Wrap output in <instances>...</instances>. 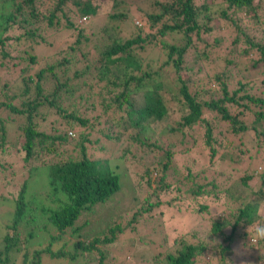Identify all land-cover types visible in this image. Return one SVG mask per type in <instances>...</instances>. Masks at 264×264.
<instances>
[{
  "label": "trees",
  "instance_id": "1",
  "mask_svg": "<svg viewBox=\"0 0 264 264\" xmlns=\"http://www.w3.org/2000/svg\"><path fill=\"white\" fill-rule=\"evenodd\" d=\"M261 1L224 0L226 6L218 8L210 0L200 4L196 0H147L148 7L141 15L149 27L157 29L160 37L169 32L184 37L183 43L169 44L140 27L136 35L122 38L117 26L130 17L128 11L108 14L94 36L84 31L81 24L89 16L118 0H57L46 10L41 9L44 0H0V112H6L9 122L17 116L23 118L14 139L0 116V171L12 168L4 156L12 146L17 153L22 152V160L21 169H11L9 175H24L20 182L15 181L16 190L0 199V264H42L44 256L67 258L69 264L78 260L82 264H228L235 261L236 241L245 246L250 257L254 255L251 264H261L264 239L251 240L250 236H255L264 220L260 210L264 203V78L260 84L255 81L257 76L251 81L245 74V79H236L233 69L238 61L230 55L214 79L211 75L202 78L206 70L203 58L189 53L193 43L192 48L198 51L196 41L205 40L215 17L226 20L242 11L260 24L258 38L249 36L233 20L231 25L243 35L246 47L236 46L237 37L230 52L241 56L256 52L252 67L245 71L260 66L264 71ZM83 17L85 20L78 24L77 18ZM42 27L51 29L53 35L62 28L75 33L65 50L41 60L34 50L36 45L48 43L40 33ZM152 42L166 50L165 64L175 72L174 78L142 70L139 53ZM24 55L41 66L34 71H28L29 66L18 70L16 59ZM4 70L12 75L8 80ZM89 81L96 84L97 91ZM91 90L98 94L97 104L105 115L101 121V114L94 118L96 124H105V136L119 140L120 135L110 134L115 126L151 155V169H145L143 176L154 187L147 191L146 203L140 209L150 213L155 206L158 211L170 208L183 220L189 216L183 211L189 205L191 216L197 213L207 220L204 228L198 229L196 221L195 230L178 231L169 226L171 231L155 234L152 229L148 232L154 236L150 253H131L124 263L111 252L124 244L132 247V233L138 244L145 241L137 238L133 224L138 211L125 224L113 216L102 226L85 216L110 202L121 189L118 165L113 167L108 158L93 159L89 154L94 123L78 114L74 100L86 101ZM54 117L69 125L53 127ZM74 125L80 128L72 138L76 134L69 128ZM242 144L247 150L240 147ZM200 145L210 160L217 155L223 161L230 152H236L237 158L229 157L232 162L241 164L256 158L262 168L248 166L241 173L232 169L216 173L211 165L200 172L188 165L182 170L183 176L175 180L176 164ZM254 149H262L263 154H253ZM129 152L126 149L121 157ZM199 160L194 154L190 159L192 164ZM153 170L156 177H152ZM184 184L189 185H185V197L190 202L179 205L174 195L173 201L165 199L162 203V195L179 191Z\"/></svg>",
  "mask_w": 264,
  "mask_h": 264
},
{
  "label": "rangeland",
  "instance_id": "2",
  "mask_svg": "<svg viewBox=\"0 0 264 264\" xmlns=\"http://www.w3.org/2000/svg\"><path fill=\"white\" fill-rule=\"evenodd\" d=\"M210 1H214V6L218 8H223L226 6V4L223 3L224 0ZM54 2L56 3L57 0H44L43 4L41 5V9L46 10L53 7ZM201 2L202 0H196L197 4H200ZM261 3L262 5H264V0H262ZM147 7V0H118L117 3L108 2L102 7L101 12L97 13L96 15L89 16L86 22L81 25L84 26L85 32H87L90 36H94L99 27L104 24V21L107 18L108 14L117 11H128L130 17H128L126 21L120 22L119 26H117L119 29V35L122 38H129L132 35H136L138 27H140L143 28V31L147 33L155 34L158 41L162 39L169 44H180L181 42H184L182 33L169 32L160 37L157 33V29H151L148 25V22L141 15L142 10L146 9ZM79 18H77L78 24L81 23L78 21ZM233 20L237 21L249 36L258 38L260 24L256 22L255 18H253L250 14H246L242 11H237V13L229 15L226 20L222 18L218 19L215 17L211 23L212 30L205 36V40L196 41L198 51H195V46L194 48H192V46L194 45L193 43V45L189 49V53H196L200 58H203L206 70H203L202 78L206 79V76L211 75L214 79V76L220 73L224 68L225 57L227 55H230V57H234L238 61V67L233 69V73L236 79H245V76L243 75L245 74L247 80L251 81L253 80L254 76H257L258 78L255 81L260 84L261 79L264 78V71L261 66L260 68H252V70L249 72L245 71V68L251 66V63L257 58L258 54L256 52H250L245 56H241V54L239 53L237 54L230 52L231 48L234 46L233 40L237 37H239L240 39L236 43V46L239 49L246 47L243 42V35L241 33L238 34L236 27L231 25V21ZM51 32V29H46L44 27H42L41 29L40 33L46 36L48 42L46 44H38V46H35L34 52L38 54L39 59L41 60L45 57L47 59H50L57 51L61 49L65 50L67 44L72 40L71 34H73L74 30H65L64 28H62L54 35L51 34ZM191 37L195 40L196 34L192 33ZM153 42L146 45L145 49L139 53L142 70L159 71L162 74L163 78H174L175 72L172 70L170 65L165 64V60L167 59L166 50L160 45V43L154 44ZM204 51H207V55L203 54ZM78 54L81 55V53ZM16 61L18 62V64L16 65V68L18 70L24 68L25 66H29L30 68L28 69V71H34L39 66H41L38 63L39 61L31 62L29 61V59L25 58V55L18 57ZM2 74L5 76L6 80L12 77V75L5 72V70L4 72H2ZM185 74L186 72H182V75ZM89 82L91 83V81ZM91 84L93 90L97 91L98 87L96 86V84ZM204 88L207 89L208 85ZM261 88L264 89V87L262 86ZM261 88H257V90L261 91ZM93 90L89 91L90 94L86 101H83L82 99H76L74 100V103L77 105L76 110L78 114L82 118H87L90 123H94L93 128H95V132H92L91 134V136H93L94 142L92 143L91 151H89L90 156L93 159L108 158L111 166L114 167L115 164L118 165L116 171L120 173L121 189L110 202H107V204H104L102 207H99L95 210L93 209L92 214H86L85 216L87 218L91 216L92 218H94V222L96 224H100L102 226L106 225L110 221V218L113 216V218L116 217V219H120V221L125 224L132 217L133 212L138 211L137 221L133 224L135 226L137 238L142 237V241H145L143 244H138V239L133 240L135 239V234L132 233V247L128 248L127 245L124 244V247L112 250L111 252L117 253L118 259L121 260L122 263H124V259L126 261L130 256H132L131 253H135L139 256H141L142 253H150L149 248L153 249L154 247V244L151 242L154 236H150L148 232H150L152 229H154L153 231L155 234H161V232L163 231H171L167 229V227L169 226L171 228L175 227L178 231H189L191 229L195 230V228L198 227L195 223L196 221L197 223H199L198 229L204 228L205 224H207V220L201 217V214L194 213L193 216H191L192 206L185 204L186 201L190 202L191 200L190 198L185 197L189 187L188 184H184L179 191H170L166 195H162V197L160 198L163 203L165 199H172L173 201L174 195L177 196L176 203H179V205H186L183 211H187L189 216L185 219H179L176 216V210L174 212L173 210H170V208L169 210L163 208L164 210L161 209L158 211L159 207L155 206L150 213L144 212L140 209L142 205L146 203L143 202V199H145V196L148 195L147 191L151 190L154 187V185L150 187L146 182V176H143L145 169H151L148 164L149 160L151 159V155L148 153H144L141 147L131 142L128 134H121L115 126L110 131V134L114 136L120 135V139L113 140L105 136L103 132L105 131V124H96L94 119L97 115L101 114V107L99 106V104H97L99 98L98 94L95 91L93 92ZM0 116H2L7 123L6 125L9 128V136L15 139L17 136V124L19 122H22L23 118L17 116L15 117L14 121L9 122V118L8 120H6L5 111H1ZM104 117L105 115L100 116V121L104 120ZM50 125H54L53 127H66L69 125V123L60 118L54 120V122ZM79 128V126L74 125L72 128H69V131L72 130L74 132L79 130ZM223 130L225 131L226 128L224 127ZM74 133L76 134V136H73L72 138L77 137V132ZM241 146L243 147L242 149L247 150V148H244L245 146H243V144L240 145V147ZM100 148L102 150H100ZM126 149H130L131 153L129 152L127 154V157H121L122 153H124ZM60 150L63 153L67 152V150H65L63 147ZM7 151V154L4 155L5 160L11 164L9 166H11L12 168L7 166V170H5L4 172L0 171V199L9 197V193L16 190L15 181L18 183L24 177V175L21 173H17L16 175H9L11 169L14 171H16V169H21L20 162L22 160V152L17 153L15 148H13L12 146L8 147ZM195 151V153L188 154L185 159L176 164L179 169L175 175V180L183 176L182 170L188 165L191 167V169H195V171L199 172L203 170L206 165H211L210 167L215 170L216 173L220 171L226 173L229 169H232V171L235 173H238L237 171H240L239 173H241V171L245 170L248 166L253 169L262 168L256 158L253 160L247 159L246 161H242L241 164L232 162L229 157L232 158L234 156L235 158H237L236 152H230L229 157H226V155H224V157L226 158L223 161H221L218 156L215 155L212 158L213 162H211L212 160L209 159V156L207 155L203 145H200L197 150L195 149ZM252 153L255 155H262L263 151L262 149H254ZM193 154L200 157V160L195 161L194 164H192L190 161ZM256 172L257 171H255V173ZM5 174L7 176H4ZM156 175L157 172L153 170L152 177H156ZM179 183L181 184L180 180ZM138 184H140V187L138 186ZM185 185L188 187L186 188ZM262 205L263 207L260 210L264 212V203H262L261 206ZM256 227L259 226L256 225ZM261 227H264V220ZM225 230L228 232V228H225ZM127 232L128 231H125V233ZM87 234L88 232H86L84 236H86ZM69 236L70 235L67 234L66 238L70 239ZM249 236L250 235H248V237ZM39 238L40 237H38V239ZM44 240H46V238ZM45 243L46 241H43L42 244ZM36 245H38V243H36ZM244 247L245 246L240 245V243L236 241V243L233 245V256L236 257L235 261L234 263L229 262L228 264H251L253 262L254 255L252 254L250 257L248 254V250H246ZM43 260L45 261L42 264H69L67 258L49 259L48 256H44ZM77 262L82 264L80 260L71 263L78 264Z\"/></svg>",
  "mask_w": 264,
  "mask_h": 264
},
{
  "label": "clouds",
  "instance_id": "3",
  "mask_svg": "<svg viewBox=\"0 0 264 264\" xmlns=\"http://www.w3.org/2000/svg\"><path fill=\"white\" fill-rule=\"evenodd\" d=\"M250 239H256V240H261L264 239V227L258 228L255 232V236H250ZM264 255V254H262ZM261 264H264V260L261 261Z\"/></svg>",
  "mask_w": 264,
  "mask_h": 264
},
{
  "label": "built area",
  "instance_id": "4",
  "mask_svg": "<svg viewBox=\"0 0 264 264\" xmlns=\"http://www.w3.org/2000/svg\"><path fill=\"white\" fill-rule=\"evenodd\" d=\"M85 20V17L81 18L79 21L80 22H83Z\"/></svg>",
  "mask_w": 264,
  "mask_h": 264
}]
</instances>
